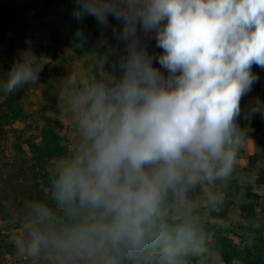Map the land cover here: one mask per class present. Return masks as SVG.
Returning <instances> with one entry per match:
<instances>
[{
    "label": "clouds",
    "instance_id": "9594fccd",
    "mask_svg": "<svg viewBox=\"0 0 264 264\" xmlns=\"http://www.w3.org/2000/svg\"><path fill=\"white\" fill-rule=\"evenodd\" d=\"M72 16L101 28L97 69L62 79L71 147L48 166L47 195L23 201L16 253L35 264H190L206 222L189 193L207 186L219 214L216 185L231 181L252 131L240 119L264 117L260 97L241 105L260 79L253 66L264 70V0H74ZM74 40L86 42L81 27ZM46 64L29 43L0 99L39 84Z\"/></svg>",
    "mask_w": 264,
    "mask_h": 264
},
{
    "label": "rangeland",
    "instance_id": "374dc122",
    "mask_svg": "<svg viewBox=\"0 0 264 264\" xmlns=\"http://www.w3.org/2000/svg\"><path fill=\"white\" fill-rule=\"evenodd\" d=\"M39 0H0L5 6L26 8L25 13L17 18L8 30H0V80L10 70L12 63L8 57L13 45H22L25 49L31 44L36 55L47 57L39 77V84L27 85L7 99H0V201L13 206V197L19 193L24 182L33 172H47L48 166L55 158H40L38 151L30 146L39 143V135L44 127L54 125L61 130L65 142L71 147L72 127L60 106V92L63 78L67 75L85 76L97 69V57L93 51L101 39V28L94 18L87 17L77 22L72 16L74 0H57L44 9L36 6ZM113 24L116 21L112 20ZM81 27L87 37L86 42L74 40V33ZM106 35L112 43L109 29ZM154 52L162 50L151 44ZM53 53V56L51 55ZM158 66V65H157ZM106 68L109 66L106 64ZM255 73L260 79L257 83L264 84V70L255 66ZM245 96L243 106L255 97H264L256 89ZM2 96V93H0ZM20 105L25 118L10 124L6 114H11V105ZM250 126L249 140L240 150L236 169L230 182L216 189L221 193L223 202L233 201L227 217L216 220L210 216L205 201L207 186L193 201L198 205L202 220L206 222L204 232L205 246L198 252L200 260L190 264H223L215 240L227 236L237 243L241 249L251 246L256 236L264 235V185L256 186V180L264 175V117L256 114L250 124L243 121V127ZM255 154L258 158L253 160ZM259 193L257 213L243 215L241 206L253 198L248 193ZM261 209V211H260ZM261 231L257 232L256 229ZM23 224L19 216L0 221V231L8 244H13L12 235L22 231ZM4 251V249H3ZM9 251L16 253L15 247ZM5 255V254H4ZM8 264H35L16 254H7Z\"/></svg>",
    "mask_w": 264,
    "mask_h": 264
},
{
    "label": "trees",
    "instance_id": "16d2710c",
    "mask_svg": "<svg viewBox=\"0 0 264 264\" xmlns=\"http://www.w3.org/2000/svg\"><path fill=\"white\" fill-rule=\"evenodd\" d=\"M55 1L57 0H39L36 2V6H41L46 9ZM25 9V7L17 8L5 6L0 2V30L4 31L11 28L14 21L25 13ZM11 50L12 51L10 52L8 59L11 63H13L17 58L18 53L23 50L22 45H13ZM51 55L53 56V53H51ZM253 72H255V65L253 66ZM255 86L264 97V84L257 83ZM244 98L241 100L242 108L244 107ZM10 109L12 113L9 115L6 114L10 120V124L22 121L25 118L24 111L20 105H16L14 107L11 105ZM243 121L244 119L241 118L240 124L242 127ZM39 138V143H31L30 146L39 152L38 156L40 158H56L69 149L61 130L56 128L54 125L44 127L39 135ZM258 156V154H255L252 159L255 160ZM262 185H264V175L259 176L256 180V186ZM48 187L49 183L47 172L43 173L36 171L30 174L24 182L23 187H21L19 193L13 197V206L5 205L2 201H0V221H6L13 216H19V209L22 206L23 201L32 197H45L48 193ZM202 192L203 187L198 186L189 193V196L192 200H194ZM249 196H251L253 200L247 201V203L241 206L240 212L243 215H255L257 213V199L260 195L259 193L250 191V193H248V198ZM232 205L233 201L226 200L223 202L219 214L210 213V216L216 220L223 219L230 213ZM256 231L259 232L261 230L260 228H257ZM215 242L218 246L223 264H264V235L256 236L253 244L245 247L244 249H241L237 243L227 236L218 237ZM9 248H14V244H8L3 239V234L0 231V264H8V259L6 257L7 254H16L13 251H9ZM199 260L200 256L198 253L190 257V262L192 263L198 262Z\"/></svg>",
    "mask_w": 264,
    "mask_h": 264
}]
</instances>
